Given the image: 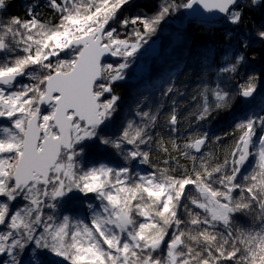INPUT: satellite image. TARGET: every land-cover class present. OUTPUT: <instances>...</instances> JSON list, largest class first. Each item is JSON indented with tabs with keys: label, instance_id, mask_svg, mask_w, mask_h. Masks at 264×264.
Masks as SVG:
<instances>
[{
	"label": "snow or ice",
	"instance_id": "6c2138e0",
	"mask_svg": "<svg viewBox=\"0 0 264 264\" xmlns=\"http://www.w3.org/2000/svg\"><path fill=\"white\" fill-rule=\"evenodd\" d=\"M127 2L48 0L57 23L43 21L32 8L28 18L0 21V118L9 121L0 123V254L8 257L2 264H24L22 253L29 248V264H264V115L252 113L235 123L234 144L222 162L211 153L192 154L206 146L204 132L183 145L170 138L190 168L169 156L157 171L132 179L127 166L79 163L93 141L116 150L125 162L151 163L141 147L153 142L150 129L163 116L169 134L178 132L173 100L166 116L159 108L138 110L141 121L128 120L119 136L101 134L121 99L115 83L165 17L199 5L239 25L244 8L261 0H167L154 16L121 20L125 28L142 25L121 38L111 24ZM6 8L0 0V10ZM256 35L264 40V30ZM240 43L217 69L216 86L203 83L199 89L196 120L231 108L234 94L220 77L238 74L244 65L242 49L249 44ZM107 55L123 62L106 63ZM23 77L30 83H21ZM256 80L249 75L235 94L254 97ZM170 93L172 86L163 95ZM156 143L170 153L163 137ZM250 158L252 168L244 173ZM74 190L99 201L88 204V222L53 211ZM18 199L24 203L13 208ZM240 217L248 223L241 225Z\"/></svg>",
	"mask_w": 264,
	"mask_h": 264
},
{
	"label": "trees",
	"instance_id": "16d2710c",
	"mask_svg": "<svg viewBox=\"0 0 264 264\" xmlns=\"http://www.w3.org/2000/svg\"><path fill=\"white\" fill-rule=\"evenodd\" d=\"M59 2V0H58ZM167 0H128L118 11L115 23L111 24L118 30L120 37L125 38L134 27L142 25H129L123 27L120 21L125 18L136 16H154ZM187 0H177V3H185ZM6 10H0V21H7L11 17L28 18L29 9L43 21L52 23L58 22V14L48 6V0H6ZM264 0H261L255 7L249 5L244 8L243 20L239 25L228 23L223 17L216 21H200L188 19L184 8L178 12L173 11L160 23L155 34L148 38L147 45L156 47L154 51L145 49L137 52L130 58L129 67L125 69V78L114 85L115 93L120 96L117 110L106 122L102 135L119 136L128 120L137 123L141 117L136 115L138 110L155 111L157 108L166 116L173 107V100L176 101L180 123L178 132L169 134V130L162 116L155 128L150 129L153 142L148 146H141L143 150L150 152L151 163H141L139 158L125 162L117 154L116 150L106 147L93 141L88 144L85 155L80 158V165L85 168L95 166L99 163H108L113 167L127 166L130 168V177L135 179L137 175L157 171L164 166L163 160L169 156H176L180 165L191 167V161L180 157L171 148L170 138L176 139L177 143L183 145L191 135L207 132L209 140L202 149V153L193 155L212 154L214 162H222L225 154L230 151L234 144L235 136L231 135L237 121L246 115L259 114V108L264 104V40L257 37L256 33L264 30ZM231 33V38L228 37ZM247 41L249 46L242 49L246 60L238 74H223L220 79L226 91L234 94L230 109L213 111L206 121H198L194 113L198 111V105L202 103L199 96V89L203 83L214 88L217 79V69L226 63L225 56H231L234 49L241 48V41ZM106 63L123 62L120 57L108 58ZM255 74L257 90L251 100L236 95L239 85L247 81L249 75ZM21 83H30L28 77L21 78ZM173 87V93L163 95L167 87ZM196 96V100L192 97ZM211 97L209 100L211 102ZM139 104V109H137ZM0 123L8 124L7 118H0ZM228 133L229 135H225ZM220 137L219 141L215 137ZM163 137L165 145L169 147L170 153L165 154L156 143V138ZM132 145H125V148H132ZM155 164L157 167H153ZM253 161L250 160L242 171L247 173L252 168ZM191 187V186H189ZM24 203L22 200L13 202L12 207ZM97 206L99 201L95 194L85 195L75 191L58 204L54 213L59 217L68 215L73 222L76 220H90L91 211L88 204ZM87 221V222H88ZM241 225H246L248 220L239 218ZM31 248L22 253L24 264H29ZM6 254H0V264L7 260Z\"/></svg>",
	"mask_w": 264,
	"mask_h": 264
},
{
	"label": "water",
	"instance_id": "95a60500",
	"mask_svg": "<svg viewBox=\"0 0 264 264\" xmlns=\"http://www.w3.org/2000/svg\"><path fill=\"white\" fill-rule=\"evenodd\" d=\"M184 12H185V15L188 19H194V20L196 19V20H200V21H216V20H220L223 17L222 14L209 13L199 5H194L192 9H184ZM108 58H111V55H107L105 57V60ZM252 98H245V99L249 101ZM250 160H251V158H250Z\"/></svg>",
	"mask_w": 264,
	"mask_h": 264
},
{
	"label": "rangeland",
	"instance_id": "374dc122",
	"mask_svg": "<svg viewBox=\"0 0 264 264\" xmlns=\"http://www.w3.org/2000/svg\"><path fill=\"white\" fill-rule=\"evenodd\" d=\"M147 50V49H150V51H154L155 49H156V47H154V46H151L150 45V48L147 46V45H143L141 48H140V50L139 51H141V50ZM138 51V52H139ZM262 107H264V104L259 108V110H258V112H259V115H264V111H261L260 109L262 108ZM142 175H144V174H142ZM88 220H86L85 222H87Z\"/></svg>",
	"mask_w": 264,
	"mask_h": 264
}]
</instances>
